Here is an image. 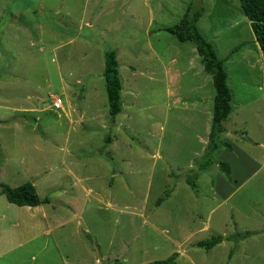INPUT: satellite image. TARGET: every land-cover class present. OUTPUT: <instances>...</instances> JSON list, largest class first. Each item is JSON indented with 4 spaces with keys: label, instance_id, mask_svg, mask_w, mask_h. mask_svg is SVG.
Returning a JSON list of instances; mask_svg holds the SVG:
<instances>
[{
    "label": "rangeland",
    "instance_id": "rangeland-1",
    "mask_svg": "<svg viewBox=\"0 0 264 264\" xmlns=\"http://www.w3.org/2000/svg\"><path fill=\"white\" fill-rule=\"evenodd\" d=\"M190 3L204 7L201 31L244 107L207 170L212 75L193 43L165 30ZM0 38V181H33L51 200L25 210L0 197L1 263L149 264L176 253L177 264H191L188 255L227 264L233 251L228 264H250L234 240L197 245L251 230L237 242H264V59L251 67L260 51L240 0H0ZM111 49L123 83L117 116L105 77Z\"/></svg>",
    "mask_w": 264,
    "mask_h": 264
},
{
    "label": "trees",
    "instance_id": "trees-1",
    "mask_svg": "<svg viewBox=\"0 0 264 264\" xmlns=\"http://www.w3.org/2000/svg\"><path fill=\"white\" fill-rule=\"evenodd\" d=\"M202 1V0H201ZM245 15L251 22L252 29L259 42L263 58H264V0H240ZM198 4V3H196ZM204 7H197L193 3L187 6V9L178 23L165 28L173 34L180 42L193 43L201 58L204 69L212 75L215 87V97L213 106L212 126L209 133V142L205 150V160L200 165V170H207L214 162V153L222 146L219 139L222 133L225 132V121L230 116L233 105V93L228 83V73L225 66V59L219 57L213 43L202 33L199 27V20L203 16ZM1 48V38H0ZM239 47L233 49L237 51ZM106 69V86L109 97V111L112 116H117L123 111L122 102V78L119 70V62L116 50H108L105 53ZM226 146L232 148L230 143L225 142ZM220 166L227 173H230L231 167L228 163L221 162ZM1 168V157H0ZM198 177V176H197ZM195 177H188L187 182L197 190V184L194 181ZM6 195L9 202L19 206H37L43 203H50L49 197H41L38 194L36 185L33 181H27L18 186L0 182V194ZM161 198L159 201H162ZM256 232L246 231L234 234L232 236L214 235L210 239L200 240L197 245L210 249L223 240H241L250 237ZM115 264H124L117 261ZM149 264H177L176 253L166 259L156 260Z\"/></svg>",
    "mask_w": 264,
    "mask_h": 264
},
{
    "label": "crops",
    "instance_id": "crops-1",
    "mask_svg": "<svg viewBox=\"0 0 264 264\" xmlns=\"http://www.w3.org/2000/svg\"><path fill=\"white\" fill-rule=\"evenodd\" d=\"M200 20H201V18H200ZM200 20H199V22H200ZM199 27H200V25H199ZM201 29V28H200ZM203 33V32H202ZM256 41H257V38H256ZM257 43H258V45H259V47H257V49H259V51H260V55H259V57L256 59V61H254L252 64H251V67H256V65H258V64H261L262 63V56H263V53H262V49H261V46H260V44H259V42L257 41ZM214 45V44H213ZM196 47V46H195ZM237 47V46H236ZM235 47V48H236ZM195 51H197V48H196V50L194 49L193 50V52H195ZM198 52V51H197ZM232 53H234L233 52V50L231 51ZM236 52V51H235ZM264 59V58H263ZM225 64H226V60H225ZM226 66V65H225ZM261 67V66H260ZM195 67L194 66H192V69H194ZM227 70V69H226ZM228 73V72H227ZM229 77H230V75H229V73H228V83H229ZM213 79V78H212ZM230 85V84H229ZM230 87H231V85H230ZM231 90H232V93H233V88L231 87ZM170 92L172 93V90H170ZM259 92H260V97H264V88H263V84L261 85V86H259ZM170 93V94H171ZM214 97H215V95H214ZM214 97H212V98H214ZM203 99H206V97H202L201 98V100H203ZM175 101H180V102H183L184 101V97L182 96H180L179 94H177V99H175ZM199 102V100L198 99H196V100H193L192 101V104H197ZM232 105H233V110H232V112H231V114H230V116L228 117V119L225 121V128H226V130H225V132L227 131V130H230V132L229 133H231V132H234V131H237L238 129L236 128V127H232L231 126V128H229L228 127V123H229V121L230 120H233V123H236V121H237V119L239 118L240 119V117H242V114H241V112L243 111V109H244V107H242V111H239L240 110V108H241V104L240 103H237V105H236V107H235V101H234V97H233V100H232ZM243 106V105H242ZM171 107H172V103H170L169 104V108H170V110H171ZM185 109V108H184ZM209 110V109H208ZM238 113V118L236 117V114ZM239 115H240V117H239ZM211 117H213V113H212V116ZM210 117V118H211ZM242 125V123H241V120H240V126ZM211 126H212V124H211ZM209 130H211V127H209ZM224 132V133H225ZM210 133V132H209ZM208 142H209V139H208ZM227 143H229V142H227ZM232 145V144H231ZM233 149V148H232ZM231 172V171H230ZM0 173H1V168H0ZM1 182V181H0ZM4 183V182H3ZM11 186H13V184L11 185ZM17 186V185H16ZM2 195H5V194H3V193H1L0 194V197H2ZM6 196V195H5ZM6 199H7V197H6ZM4 204V202L2 201V198H0V228H3V226H4V223H3V218L5 217V211H3L2 212V205ZM4 206H6L5 204H4ZM12 206H9L8 208H11ZM18 207H21V209H25V210H32V209H34V208H38L39 207V205H37V206H28V205H25V206H18ZM209 227V225H208V223L205 225V228H208ZM252 232H256L255 234H258V232H257V230L256 231H254V230H251ZM254 234V235H255ZM253 235V236H254ZM250 237H252V236H250ZM2 238V236L0 237V239ZM248 238V237H247ZM204 240H206V239H204ZM200 241V240H199ZM235 244L234 245H242V244H244V245H247V248H246V251H245V254H244V256H245V258H246V260H248L249 262H250V264H256L257 262H258V260H260V258H261V256H263L264 257V242H256V243H254V242H241V241H233ZM194 244V243H193ZM227 245H229V244H227V240H223L221 243H219L218 245H216V246H214V247H212V248H210V249H208V250H212L213 248H218V247H222V246H227ZM194 246H196V245H194ZM254 246H259V250H257L256 249V247H254ZM2 241L0 242V264H4L3 262L1 263V259L4 257V252L2 251ZM205 249H207V248H205ZM183 253V252H182ZM237 255H239L238 253L236 254V253H234L233 251H231V252H229V255H228V258H229V262L231 263L233 260H234V257L235 256H237ZM187 258L189 259V261H190V263L191 264H198V262H197V260L193 257V256H191V255H188L187 256ZM262 259V258H261ZM228 262V263H229ZM227 263V264H228Z\"/></svg>",
    "mask_w": 264,
    "mask_h": 264
},
{
    "label": "built area",
    "instance_id": "built-area-1",
    "mask_svg": "<svg viewBox=\"0 0 264 264\" xmlns=\"http://www.w3.org/2000/svg\"><path fill=\"white\" fill-rule=\"evenodd\" d=\"M62 102H63V100H62V98L61 97H59V96H56L55 97V99H54V107L55 108H62L61 106H62Z\"/></svg>",
    "mask_w": 264,
    "mask_h": 264
},
{
    "label": "water",
    "instance_id": "water-1",
    "mask_svg": "<svg viewBox=\"0 0 264 264\" xmlns=\"http://www.w3.org/2000/svg\"><path fill=\"white\" fill-rule=\"evenodd\" d=\"M13 121L21 122V121H24V119L19 118V119H15V120H13ZM96 254H97L98 256H100V253H99L98 250H96Z\"/></svg>",
    "mask_w": 264,
    "mask_h": 264
}]
</instances>
